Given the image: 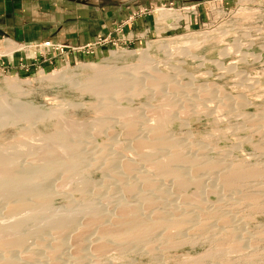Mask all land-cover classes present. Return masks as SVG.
I'll use <instances>...</instances> for the list:
<instances>
[{"label": "rangeland", "instance_id": "1", "mask_svg": "<svg viewBox=\"0 0 264 264\" xmlns=\"http://www.w3.org/2000/svg\"><path fill=\"white\" fill-rule=\"evenodd\" d=\"M92 1L83 0L82 4L87 5ZM95 1L97 7L99 5L108 8V11L112 10V14L116 13L115 11L121 4H127L129 7H127L126 16L119 18V16L113 15L111 18V21L118 24V35H106L97 39L96 42L87 44L90 45L88 47H92L89 50H83L84 48L88 49L84 46L81 50L64 48L63 51H59L41 44L32 49L23 43L12 40L11 37L10 39L5 33L0 35V98L6 99L8 103L20 99L19 101L38 107V110L42 111H51L54 107L59 109L61 111L60 118L66 119L67 123L64 121L66 124L74 125L72 129L76 133L73 136L76 142L73 141L77 144V149H80L79 159L88 161L87 164L85 162L84 165H79L81 171L76 174L77 178L76 175L65 177L56 173L57 176L54 174L45 183L46 187L49 186L48 190H54L49 201L51 207L46 210L47 214H56L57 212L58 215L59 212L61 214L67 208L69 213L76 212L73 214L72 225L61 234L63 241L65 239L64 247L62 245L60 249L52 252L55 254L52 256L53 258L49 257L48 250L53 244L51 242L54 240L51 239H54L55 230L52 228V232L50 227L46 228L43 225L46 223V219L43 216L36 217L37 219L29 217L30 214L36 213L30 209L21 210L15 216H6L2 208L3 203L0 202V230L5 223L20 219L24 223L20 230L26 234L25 243L19 248L17 246V249L13 247L8 254L12 251L10 255L12 254L19 264H69L73 252L72 246H70L72 241L69 240H72L74 234L75 236L79 234L81 236L78 237H81L83 242V259H80V264H113L114 262V264H195L194 262L200 264H264V0ZM164 1L174 2L173 7L175 8L185 4H195L197 12L191 14L180 13L177 9L168 10L161 7ZM143 51L145 54L142 56ZM140 57L146 58L141 59ZM144 59L156 63L163 75L168 73L169 79H172L171 83L174 81L175 85H188L190 89L172 90L167 88L166 91H161L162 94L164 93L162 95L152 88L151 90L145 89L146 84L141 83V85L138 82L137 85L134 84L135 88L132 87L133 84L130 86L124 84L116 95L111 90H107V92L102 90L103 88L100 86L87 87L93 73L92 69L97 66L105 67L108 73L113 70L109 73L110 76L115 75L116 72L120 73L121 70L123 74L129 75L131 72L133 76L137 77L140 74L148 76L153 71L145 65L141 66ZM139 64L141 65L139 66ZM131 66L136 71H130L129 67ZM112 67L114 68L112 69ZM114 69L117 71L115 72ZM9 82L12 84H8ZM160 85H165V81H162ZM194 86L197 88L195 91L193 90ZM100 92L102 93L99 94ZM105 93L107 94L105 95ZM110 94L111 96L108 97L107 95ZM191 97L198 103L189 101L188 98ZM209 100L212 101L211 105L207 103ZM99 101H104L100 103L103 106H99ZM170 102L178 107L182 104L179 111L178 109L172 111ZM64 103L66 106L63 105ZM161 104L164 105L162 106L164 111H167L169 118L172 119L164 125L166 129L162 130L163 135L167 138L177 139L178 142L180 140L179 143L183 146L180 147L182 151L188 157L193 156V162L195 160V162L203 164V167L200 166L195 172L194 170L186 171L188 175L191 174L188 176L189 178L192 179L191 176L199 178L200 188H195L194 185L188 183L190 184V186L187 184L188 188L186 184L179 186L181 190L178 188V184H175L176 186L174 183L168 184V179H164L166 174L157 169V164L153 166L157 161H163V155H160L163 150L152 149L153 154L150 146V149L146 147L147 145H142L141 148L140 144H136L141 139H137V134L141 133L143 128L140 125L143 123L141 126H145V124L154 126L157 123L158 107ZM106 106H110L108 109L111 108L112 113L110 110L107 112V108L103 109ZM122 107L125 109L128 107V111L122 110ZM154 107H157L156 113H154ZM119 108L125 114L124 116L118 113ZM40 118H30L26 122L18 121V124L17 121L5 122L0 126V149L3 148L2 150L9 153L11 158H15L19 163H28L31 159L36 160L37 154H39L37 158L42 159V154L46 150L42 149L43 145L54 138L57 118ZM139 128L141 131L137 132ZM79 133L81 134L79 135ZM78 135L79 137H77ZM79 138L80 140L77 141ZM132 143H134V147L137 146L135 151H132L135 149L132 147ZM119 144H125L124 149L119 148ZM34 147L35 149L37 147L38 150L33 149L32 151ZM21 151L26 155H23ZM125 151L129 155L130 161L128 162L131 164L128 171L124 170L123 165L119 168L113 161L118 152L121 157H119L120 163H125V159H123ZM138 152L142 153L139 155ZM31 155H34L35 159ZM141 156H150V159L142 160ZM156 158L157 160H154ZM206 162L209 165L212 163L213 167L218 165L215 166L216 168L210 165L212 170L211 167L206 166L208 165ZM229 162H231L230 164H239L242 169L245 167L242 165L244 164L250 168L254 165L255 168L261 170H258L257 177L248 176L234 180L235 184L230 188L231 191L227 188L226 192L225 188L220 185L223 172L222 170L220 172V169L217 170V166H222L224 169L223 164ZM161 164H168L169 168L171 162L164 161ZM171 165L170 168L173 167V164ZM136 170L147 173L149 182H153L154 187H165L169 202L166 203L168 200H163L160 194L149 196L152 188L146 187L147 185L142 184V181L139 180L138 184L134 182V180H138L133 173ZM216 170L222 175L218 173L216 175ZM223 171L225 173V169ZM260 173L262 174L259 175ZM71 176H75V179ZM211 176L212 178H210ZM80 177L87 179L88 183L85 182L86 185H84L85 183ZM66 178L69 180L66 181ZM75 181L80 182L84 187H79L80 184ZM130 183L132 190H125L124 186ZM192 192L195 193L192 196L195 197L194 201L196 199L193 204L197 209L193 206L189 208L188 205H183L184 202H187L183 199L180 201L184 194L188 196ZM141 193H144L145 198L150 199L148 203H143L146 208H149L148 204L152 207L155 204V211H159L165 204L170 206L173 203L172 209L177 205L172 210V214H179V218L186 217L184 222H188L187 225L180 222L181 224L177 227L172 225L174 229L171 226L168 227L171 228L170 231L172 230V234L170 233L172 236L170 235L171 237L168 239L171 241L169 243L168 241L160 242L157 245L155 242H150L144 246H134L135 248L127 245L125 250L117 248L116 245L113 247L114 244L112 246L109 244L110 248L107 252L105 251L101 256H95L96 254L91 250L92 240L95 237L94 227L87 228V233H77L82 228L81 222L83 225L84 214L89 209H91L89 212L94 211L95 208L97 215H107L108 213L113 215L116 213L114 211L116 203L121 198L125 202L133 203L132 200H135L136 196H141ZM134 195L136 196L134 197ZM189 196L191 197V195ZM153 197L158 200L157 203ZM151 199L155 203L151 202ZM201 206L203 209H199ZM178 207L182 209H178L179 213L176 211ZM207 207L213 210H209ZM146 208L143 210L147 212ZM154 208L150 209L154 211ZM196 211L198 213L192 217V213ZM217 216H224L226 219L224 223ZM172 217L174 216L172 215ZM187 217L190 218L187 219ZM196 222L198 224H195ZM208 222L211 226L208 225ZM42 225L45 227L43 228ZM181 225L182 227H179ZM38 238L40 243L36 242L39 240ZM0 250L2 249L0 248ZM3 253V250L0 251L1 255ZM196 258L197 261H194Z\"/></svg>", "mask_w": 264, "mask_h": 264}, {"label": "bare ground", "instance_id": "2", "mask_svg": "<svg viewBox=\"0 0 264 264\" xmlns=\"http://www.w3.org/2000/svg\"><path fill=\"white\" fill-rule=\"evenodd\" d=\"M197 35V34H196ZM202 36V35H200ZM205 36V35H204ZM111 54V52H110ZM145 54V52L143 51V53L141 54L142 56ZM141 58V57H140ZM143 58H146V57H143ZM141 58V59H143ZM149 60V59H148ZM147 59H144L142 60V65L139 64V66H143L145 65V67L147 68H151L152 69V73H149V75H139L138 77L137 76H133L131 74L130 71H136L134 69L133 66L129 67L131 68L130 69V73L129 75L128 74H123L122 70L120 71V73H117L114 69V72L115 75H109V73H111V70L109 73L107 72L108 70L103 67V68H100L101 66H97V67H93L92 71L93 73L91 74V77H90V82L88 81L87 83V87H90L91 86H100V88H103L102 90L106 91L107 90H111V92H114L115 94L118 93L121 89V87L125 84H130L134 87V84L136 83H142L143 85L146 84V88L145 89H149L151 90L154 89L155 91H158L160 94L161 91H166L165 89L167 88H171L172 90L174 89H177V88H180V90H185V88H189L190 87L188 85L186 86H180L178 84H173V82L171 83L172 79H169V75L168 73L164 74L162 73V71L159 69V67H157V64L154 63V62H150L148 61ZM202 62V61H201ZM105 66V65H104ZM138 66V65H137ZM138 66V67H139ZM133 67V68H132ZM110 68V66H109ZM114 67H112L113 69ZM137 68V67H136ZM146 69V68H145ZM139 70V69H138ZM128 71V70H127ZM237 71V70H236ZM119 72V71H118ZM122 72V73H121ZM146 72V71H145ZM126 73V72H125ZM239 73V72H237ZM131 74V75H130ZM139 74V73H138ZM146 74V73H145ZM184 75V73H183ZM174 76V75H173ZM167 77V78H166ZM189 77V76H188ZM190 78V77H189ZM168 79V80H167ZM162 81L164 82L165 81V85H160L162 84ZM177 81V80H176ZM170 82V83H169ZM11 82H9L8 84H10ZM187 83V82H186ZM12 84V83H11ZM86 84V83H84ZM141 84V85H142ZM191 84V83H190ZM137 85V84H136ZM128 86V85H127ZM126 86V87H127ZM161 86V87H160ZM193 86V85H192ZM86 87V86H84ZM86 87V88H87ZM14 88V87H12ZM89 88V89H90ZM123 88V87H122ZM135 88V87H134ZM194 91L195 89H197L195 86L193 87ZM126 89V88H125ZM143 89V88H142ZM93 90V89H92ZM124 90V89H123ZM132 90V89H131ZM153 90V91H154ZM125 91V90H124ZM122 91V92H124ZM141 91V90H140ZM144 91V90H143ZM147 91V90H146ZM197 91V90H196ZM97 92V91H96ZM152 92V91H151ZM102 92H100L99 94H101ZM167 93V92H166ZM191 93V92H190ZM107 93H105L106 95ZM112 94V93H111ZM110 95H107L108 97L111 96ZM121 94V93H120ZM164 94V93H163ZM162 94V95H163ZM104 95V94H103ZM117 95V94H116ZM113 96V95H112ZM165 96V95H164ZM193 96V95H192ZM195 96V95H194ZM103 97V96H102ZM116 97V96H114ZM122 97V96H121ZM100 100H101V96L99 97ZM105 98H107L105 96ZM117 98V97H116ZM179 98V97H178ZM183 98V97H182ZM104 99V98H103ZM111 99H114V98H111ZM110 99V100H111ZM119 99V98H118ZM189 101H191L192 103L196 102L195 99L193 100V97L191 98H188ZM210 99V98H209ZM20 100V99H19ZM19 100H16L14 102H7L6 99H1L0 98V126H2L5 122L7 121H11L12 122H15L17 121V124H18V121H28L30 118H40V119H44V118H57V123L55 124V134H54V138L51 139V143L50 141L46 144L44 142V144L46 145H43V150L45 152H43V157L42 159L40 158V160L37 158V155L39 156V154H35L36 155V160H30L28 161V163H25V162H22V163H19L18 161L15 160V158H11L10 154L5 152L4 150L0 149V202L3 203V210L5 212V215L6 216H12L15 214H19L21 210L25 211L26 209H30V210H34L36 211V213H33V214H30L29 217H34V218H40L41 216H43L46 220V223H44L43 225L47 227H50V231L52 230V228L55 230V236H54V239H51L53 242H51L52 246H50V249L48 250V253H49V257L53 258L52 256L55 255V254H52V252L54 253L58 248L60 249V247H62V245L65 243V239L63 241L62 239V232H64L65 230L67 231L68 228L72 225L73 223V213L72 214V209L69 210L71 211V213H69L67 209H63L64 212L57 215V212L56 214L54 213H49L47 214L46 213V210L50 209L51 206L49 201L51 199V197L53 196L52 195V191L48 190L47 188H49V186L46 187L45 183L46 181H49L50 177L53 176L54 174H62L64 175L65 177H69L70 175H76L77 173H79V168L80 166L86 162V161H82L80 160V149H77V144L75 143L76 141L74 140L75 138L73 137L76 133L73 131L72 129V126L74 125H68L66 124V119H62L60 118L61 116H59L60 114V110L57 109V108H53L51 111H45V110H38L39 108L38 107H35V106H31L29 105L28 103L26 102H21ZM108 100V99H107ZM109 100V101H110ZM175 100V98H174ZM173 100V101H174ZM180 100V99H179ZM204 100V99H203ZM211 100V99H210ZM208 101L207 103L209 105L212 104V101ZM221 100V99H220ZM228 100V99H227ZM182 101V100H181ZM206 101V100H205ZM204 101V102H205ZM219 101V100H218ZM104 101L100 102L99 101V106L102 105L100 103H103ZM168 102V101H167ZM180 102V101H179ZM185 102V101H184ZM190 102V104H191ZM220 102V101H219ZM226 102V101H225ZM72 103V102H70ZM113 103V102H111ZM182 103V102H181ZM198 103V102H196ZM195 103V104H196ZM206 103V102H205ZM204 103V104H205ZM108 104V103H107ZM114 104V103H113ZM168 104V103H167ZM166 104V105H167ZM169 104H172V111L173 110H176L178 109L179 111V107L182 106V104H180V106L178 107V105L174 104L173 102H170ZM203 104V103H202ZM207 104V105H208ZM214 104V103H213ZM226 104V103H225ZM229 104V103H228ZM63 105L66 106V103H64ZM68 105V104H67ZM105 105H106V102H105ZM110 105V104H108ZM112 105V104H111ZM110 105V106H111ZM116 106V104H114ZM120 105V104H119ZM185 105V103H184ZM194 105V104H192ZM63 106V107H65ZM74 106V105H72ZM98 106V105H97ZM98 106V108H99ZM103 106V105H102ZM110 106H106V107H103V109L107 108V112H110L112 113V109L108 107ZM113 106V105H112ZM164 105L161 104V106L158 107V116H157V123L152 126L150 123H147L150 124V125H147L145 124V126H141L143 125V123L140 125V127H143L142 129L139 128L137 130V132L140 130L141 133H138L137 134V139L138 138H141L139 141H137L136 144H140L141 148H142V145H147L146 147L149 148V146L151 147L150 150L152 149H158L160 148L162 151V153L160 154L163 158V163L164 161H168L169 163L171 162V164H173V167L170 168V165H169V168L167 167L168 164H161L162 162H159V163H154V165L157 166V169L160 170V172L162 173H165L166 176L164 177V179H168V184L169 183H174L175 184H178V188H180L179 186H184V184H187L188 183H191L192 185H194L195 188H200V182H198L199 178L197 179L196 177L194 176H191V178H189L188 176L191 175V174H187L186 171H191V170H194V172L196 171V169L198 170V168L203 167V164L201 165V163H198V162H194L192 161L194 158L193 156L192 157H188V155L185 154V152L182 151V145L178 142V140L174 139V138H167V136H164L162 130L166 129L164 127V125L169 121V120H172L170 119L169 117V113L167 111H164L163 107ZM170 106V105H169ZM204 106V105H203ZM227 106V105H226ZM96 107V106H95ZM117 107H119L117 105ZM116 107V108H117ZM114 108V107H113ZM123 108V107H122ZM128 109V107H126ZM155 108V112H157V107H154ZM153 108V109H154ZM209 108V107H208ZM94 109V108H93ZM100 109V108H99ZM98 109V110H99ZM120 109V108H119ZM125 108H123L122 110H127ZM143 109V108H142ZM147 109V108H146ZM151 109V108H150ZM151 109V110H153ZM121 110V109H120ZM118 111V113L121 115L123 114L122 110L121 111ZM149 110V109H148ZM150 110V111H151ZM96 111V110H95ZM128 111V110H127ZM176 111V112H178ZM115 112V110H114ZM113 112V113H114ZM117 112V110H116ZM148 112V111H147ZM117 113V114H118ZM118 114V115H119ZM129 114V113H128ZM125 114H123L124 116ZM155 115V114H154ZM156 116V115H155ZM154 116V117H155ZM264 117V115H263ZM59 118V119H58ZM153 118V117H152ZM251 119V118H250ZM261 120H263L262 118H259ZM137 120L138 122H140L137 117ZM258 120V119H257ZM32 121V120H31ZM56 121V120H55ZM66 123H65V122ZM68 121V120H67ZM128 121V120H127ZM132 121H134L132 119ZM131 121V122H132ZM82 122V121H81ZM97 122V121H96ZM126 122V121H125ZM170 122V121H169ZM264 122V121H263ZM69 123V122H68ZM73 123V122H72ZM128 123V122H127ZM130 123V121H129ZM6 125V124H5ZM132 125V124H131ZM147 125V126H146ZM134 126V125H132ZM76 127V126H75ZM74 127V128H75ZM100 127V126H99ZM102 127V125H101ZM77 128V127H76ZM131 129V128H130ZM23 130V129H22ZM76 130V129H75ZM133 130V129H132ZM24 131V130H23ZM78 131V130H77ZM131 131V130H130ZM135 131V130H134ZM82 132V131H81ZM75 133V134H74ZM130 133V132H128ZM133 133V132H132ZM136 133V132H135ZM81 133H79L80 135ZM87 134V133H86ZM264 134V133H263ZM25 135V134H24ZM51 135V134H50ZM79 135L77 137H79ZM133 135V134H132ZM134 136V135H133ZM149 136V137H147ZM51 137V136H50ZM76 137V138H77ZM169 137V136H168ZM176 137V136H175ZM73 138V139H72ZM134 138V137H133ZM177 138V137H176ZM44 139V138H43ZM135 139V138H134ZM172 139V140H171ZM75 142H74V141ZM80 140L77 139V141ZM17 141H18V138H17ZM47 141V140H46ZM135 141V140H134ZM183 141V139H182ZM29 142V141H28ZM85 142V141H84ZM128 142V141H127ZM133 142V141H132ZM14 144V142H12ZM18 143V142H17ZM135 143V142H134ZM134 143L132 147H134ZM182 143V142H181ZM19 144V143H18ZM24 144V142H23ZM20 145H22L20 143ZM25 145V144H24ZM79 145V144H78ZM120 145V144H119ZM125 145V144H124ZM124 145H120L119 148H123L124 149ZM26 146V145H25ZM29 146V145H28ZM33 146V145H31ZM77 146V147H76ZM5 147V146H4ZM7 147V146H6ZM30 147V146H29ZM59 147V148H58ZM145 147V146H143ZM181 147V148H180ZM0 148H1V145H0ZM31 148V147H30ZM41 148V147H40ZM135 149L132 150V151H135L137 146L134 147ZM139 148V146H138ZM147 148V150H148ZM6 149V148H4ZM8 149V147H7ZM13 149V148H12ZM33 149L36 151V149L38 150V148L35 147L32 148V151ZM89 149V148H88ZM117 149V148H116ZM126 149V147H125ZM30 151V149H28ZM127 150V149H126ZM23 151V150H22ZM21 151V152H22ZM27 151V150H25ZM131 151V150H130ZM141 151V149H140ZM155 151V150H154ZM12 152V151H11ZM19 152V151H17ZM20 152V153H21ZM40 152V151H38ZM94 152V151H93ZM115 152V151H114ZM119 152V150H118ZM117 152V155L115 156L116 158H114V164L118 165L119 168L121 167V165H123V168L125 171H128L130 170V163L128 161L129 160V155L126 153L127 151H125V156L123 159H125V163H120V160L119 157V153ZM145 152V151H144ZM149 152V151H148ZM153 152V150H152ZM151 152V154H152ZM15 153V152H14ZM13 153V155H14ZM23 153V152H22ZM28 153H32V152H28ZM100 153V152H99ZM124 153V152H123ZM139 155L142 153L138 152ZM150 153V152H149ZM148 153V154H149ZM157 153V152H156ZM25 154V152L23 153V155ZM40 154V156H41ZM84 154V153H83ZM133 154H136V153H133ZM154 154V152H153ZM12 155V154H11ZM22 155V156H23ZM26 155V154H25ZM29 155V154H28ZM110 155V154H109ZM144 155V154H143ZM156 155V154H155ZM31 156H34V155H31ZM87 156V155H85ZM14 157V156H13ZM26 157V156H25ZM30 157V156H29ZM97 157V156H96ZM139 157V156H138ZM150 157V156H149ZM148 156L147 157H142V160H147L149 158ZM152 157V156H151ZM158 157V156H157ZM112 158V159H113ZM121 158V157H120ZM132 158V157H131ZM155 158V157H153ZM34 159H35V156H34ZM122 159V160H123ZM150 159V158H149ZM20 160V159H19ZM26 160V158H25ZM84 160H86L84 158ZM154 160H157L154 159ZM41 161V162H40ZM111 161V160H110ZM112 161V162H113ZM153 161V159H152ZM197 161V160H196ZM203 161V160H202ZM205 161V160H204ZM27 162V161H26ZM88 162V161H87ZM86 162V164H87ZM122 162V161H121ZM151 162V160H150ZM214 162V161H213ZM216 162V161H215ZM222 162V161H221ZM203 163V162H202ZM207 163V162H206ZM205 163V165H206ZM218 163V162H216ZM224 163V162H223ZM231 162L229 163H226V164H223L225 167V173L227 171V174L224 173V169H222L223 167L222 166H217V170L220 169V172L222 170L223 172V177L221 179V186L223 188H225L224 191L228 190L227 188H230L235 184L234 182L236 181V179L238 178H241V177H248V176H252V177H257L256 175L258 174V170L260 171L261 169H257L254 167V165L252 166V168L250 167H246V165L242 164L244 167V169H242V166H240L239 164H230ZM239 163V162H238ZM250 163V162H249ZM107 164V163H106ZM113 164V165H114ZM134 164V163H133ZM208 164V163H207ZM220 164V163H219ZM80 165V166H79ZM212 166V163L210 164ZM209 164L206 165V166H209L211 167ZM214 165V164H213ZM218 165V164H216ZM215 165V166H216ZM221 165V164H220ZM115 166V165H114ZM151 166V165H150ZM155 166V167H156ZM172 166V165H171ZM199 166V167H198ZM214 166V167H215ZM251 166V165H250ZM257 166V165H256ZM113 167V166H111ZM213 167V166H212ZM211 167V169L213 170V168ZM254 167V168H253ZM104 168V167H103ZM195 168V169H194ZM216 168V167H215ZM259 168V166H258ZM83 169V168H82ZM144 169V168H143ZM123 170V169H122ZM135 170V169H134ZM216 170V171H217ZM85 171V170H84ZM133 171V170H132ZM147 171V170H145ZM192 172V171H191ZM213 172V171H212ZM262 172V171H261ZM135 174V178H138V180H134V182H136L138 184V181H142L141 183L144 184L146 187H149V188H152L150 189V195L149 196H152V194H160L162 197H163V200H168L166 201L169 202V198L167 196V193H166V189H164L163 187H160L159 186H156L154 187L152 185V183H150L149 181V178H148V174L145 173V172H140V171H134L133 172ZM131 173V174H133ZM216 175L217 173L218 174H221L219 173L218 171L215 172ZM57 174L55 176H57ZM119 174V173H118ZM133 174V175H134ZM262 173H260L259 175H261ZM82 175V174H81ZM215 175V176H216ZM222 175V174H221ZM61 176V175H60ZM63 176V177H64ZM80 175L78 174V177ZM164 176V175H162ZM219 176V175H218ZM216 176V177H218ZM75 177V176H74ZM71 176V178H74ZM155 177V176H154ZM259 177V176H258ZM76 178H77V175H76ZM81 178V177H80ZM84 178V177H83ZM81 178L82 182H86L85 179ZM132 178V177H131ZM162 178V177H161ZM188 178V179H187ZM212 178V176L210 177ZM213 178H214V174H213ZM250 178V177H249ZM55 179V178H53ZM62 179H65V178H62ZM67 179V178H66ZM75 179V178H74ZM121 179V178H120ZM69 179H67L66 181H68ZM71 180V179H70ZM119 180V179H118ZM235 180V181H234ZM65 181V182H66ZM74 181V180H72ZM78 181V180H77ZM80 181V180H79ZM234 181V182H233ZM76 182V181H75ZM74 182V183H75ZM132 182V180H131ZM240 182V181H239ZM262 182V181H261ZM77 183V182H76ZM83 183V184H84ZM88 183V182H86ZM86 183L84 185H86ZM238 183V182H237ZM77 184H80L79 187H84L81 186L82 184L79 182ZM136 184V185H137ZM140 184V183H139ZM89 185V184H87ZM119 185V183H118ZM157 185V184H156ZM200 185V186H199ZM256 185V184H255ZM120 186V185H119ZM124 186V185H123ZM135 186V185H134ZM133 186V188H134ZM176 186V185H175ZM188 186H190V184H188ZM187 186V188H188ZM78 187V188H79ZM86 187V186H85ZM125 187V190L127 191H130V189L132 190V184H127V186H124ZM235 187V186H234ZM233 187V188H234ZM127 188V189H126ZM156 188V189H155ZM186 188V187H185ZM186 188V189H187ZM222 188V189H223ZM52 189V188H51ZM85 189V188H84ZM135 189V188H134ZM148 189V188H147ZM181 189V188H180ZM185 189V190H186ZM216 189V188H215ZM73 190V189H72ZM182 190V189H181ZM184 190V188H183ZM195 190V189H194ZM200 190V189H199ZM198 190V191H199ZM218 190V188H217ZM220 190V189H219ZM233 190V189H232ZM237 190V189H236ZM235 190V191H236ZM240 190V189H239ZM86 191V190H85ZM231 191V190H230ZM229 191V192H230ZM234 191V190H233ZM136 192V191H134ZM133 192V193H134ZM137 192H138V189H137ZM136 192V194H137ZM143 192V191H141ZM184 192V191H183ZM227 192V191H226ZM237 192V191H236ZM140 194V192H138ZM182 193V192H181ZM185 193V192H184ZM194 192H192V194H189L191 195V197L188 195H185L184 194V197L181 198L180 201H187V202H184L185 204L183 205H188V207L190 208V206H193V208H196V206L193 204V201H194V198L192 195H193ZM197 193V192H196ZM222 193H223V190H222ZM239 193V192H238ZM252 193V192H251ZM55 194V193H54ZM106 194V193H105ZM142 195L141 196H136L134 195V197L136 196L135 200H132L133 203H128V202H125L123 200H119L117 203H116V206H115V212L113 215L110 213H108L107 215H97V213L95 212V208H94V211L92 212H89L91 211V209H87L88 210V214H84V222H83V225H82V222H81V230L77 233H80V232H83V233H87L86 232V229L87 228H90V227H94L95 229V237L93 238L92 240V245H91V250L94 251V253L96 254L95 256H101L105 251L107 252L110 248L109 244H114L113 247L118 246L117 248H120V249H124L127 245L128 246H137V245H141V246H144L145 244H149L150 242H155L156 244L157 243H160V242H167L169 237H171L172 233L170 231L171 228H168V227H173V226H178L179 224H181L180 222H184L185 218L183 217H180L179 218V214H172V210L177 206H174V208L172 209V205L170 204V206L168 204H165L164 206H161V210L159 211H155L156 207H155V204L154 206L152 207L151 205H147V207L149 208H146L145 207V204L143 205V203H148L150 201V199H147L145 198V195L144 193H141ZM146 194V193H145ZM195 194V193H194ZM229 194V193H228ZM182 195V194H181ZM180 195V197H181ZM203 195V194H202ZM201 195V196H202ZM247 195V194H246ZM177 196V195H176ZM253 196V194H252ZM132 197V196H131ZM140 197V198H139ZM197 197V195H196ZM255 197V195H254ZM118 198V197H117ZM125 198V197H123ZM152 198V197H150ZM154 198V197H153ZM178 198H179V195H178ZM219 198H221L219 196ZM134 199V198H133ZM137 199H139L137 201ZM199 199V198H198ZM224 200V198H222ZM141 200V201H140ZM155 200V198H154ZM158 202V200L156 199L155 202ZM172 201V200H171ZM196 201V199H195ZM194 201V202H195ZM202 201V200H201ZM206 201V200H205ZM140 202V203H139ZM151 202H154L152 199H151ZM150 202V203H151ZM154 202V203H155ZM156 202V203H157ZM160 202V200H159ZM162 202V200H161ZM225 202V201H224ZM164 203V202H163ZM215 202H213L214 204ZM83 204V203H82ZM142 204V205H141ZM159 204V203H158ZM157 204V206L159 207V205ZM161 204V203H160ZM175 204V203H174ZM197 204V203H196ZM153 205V204H152ZM200 205V204H199ZM210 205V204H209ZM215 205V204H214ZM218 205V204H217ZM1 206V205H0ZM143 206V207H142ZM180 206V205H179ZM195 206V207H194ZM207 206V205H206ZM69 207V206H67ZM72 207V206H70ZM69 207V208H70ZM87 207V206H86ZM155 207V208H154ZM181 207V206H180ZM183 207V206H182ZM209 207H212L214 208L213 206H209ZM207 207V209H211L213 210L212 208H209ZM65 208V207H63ZM144 208L147 209V212L145 210H143ZM150 208H154V211ZM199 208V207H198ZM202 206L199 208L201 209ZM206 208V207H205ZM112 209V208H111ZM160 209V208H158ZM178 209L182 210L181 208H177L176 211H178ZM186 209V208H184ZM188 209V208H187ZM197 209V208H196ZM203 209V208H202ZM253 209V208H252ZM1 210V211H3ZM62 210V211H63ZM193 210V209H191ZM33 211V212H34ZM85 211V210H84ZM104 211V210H103ZM190 211V209H189ZM195 211V209H194ZM200 211V210H199ZM175 212V211H174ZM186 212V211H185ZM188 212V211H187ZM193 212V211H192ZM206 212V211H205ZM3 213V212H2ZM179 213V211H178ZM183 213V212H182ZM198 213L197 211L195 213H192V217L194 216V214ZM210 213V212H209ZM83 215V214H82ZM172 215L174 217H172ZM182 215H185V214H182ZM201 215V214H200ZM202 215H203V212H202ZM207 215V214H206ZM190 216V215H189ZM199 216V215H198ZM197 216V219L200 217ZM204 216H205V213H204ZM203 216V217H204ZM211 216V215H210ZM28 217V216H27ZM42 217V218H43ZM201 217V218H203ZM218 217V216H217ZM216 217V218H217ZM36 218V219H37ZM43 218V219H44ZM179 218V219H178ZM190 218V217H189ZM187 217V219H189ZM223 223L224 221L226 220L224 218V216H220L218 217ZM217 218V219H218ZM186 219V221H187ZM206 219V218H205ZM202 220V219H201ZM200 220V221H201ZM13 222H9L8 224L5 223V225H3L2 229L0 230V248L4 251V253L1 255L0 254V264H19V262L12 256V254L10 255V252L8 254V252L13 248V247H16L17 249V246L19 248L20 245L24 244L25 243V240H26V234L24 233V231L22 232L20 230V227H22L24 225L23 221H21L20 219L18 220H12ZM190 222V220H188ZM219 221V220H218ZM206 222V220H205ZM185 223V222H184ZM188 222H186L185 224L187 225ZM202 223V222H201ZM200 223V224H201ZM4 224V223H3ZM77 224H80V223H77ZM195 224H198L197 222ZM207 224V223H206ZM216 224V223H215ZM1 225V224H0ZM42 225V226H43ZM173 225V226H172ZM204 225V224H203ZM208 225H209V222H208ZM43 226V228L45 227ZM184 226V224H183ZM211 226V225H209ZM208 226V227H209ZM41 227V226H40ZM175 227V229H176ZM179 227H182L179 226ZM23 228V227H22ZM225 228V227H224ZM91 229V228H90ZM174 229V227H173ZM180 229V228H179ZM40 230V229H39ZM93 230V229H92ZM185 230V229H184ZM70 231V229H69ZM77 231V230H76ZM182 231V230H181ZM47 232V231H46ZM53 232V230H52ZM28 233V232H27ZM171 233V234H170ZM182 233V232H181ZM180 233V234H181ZM92 234V232H91ZM174 234V233H173ZM54 235V234H53ZM87 235V234H86ZM157 235V236H156ZM171 235V236H170ZM175 235V234H174ZM78 236H81V235H76L74 234V237L72 238V240H69V241H72V244L70 246H72L71 248L73 249V252H72V256H71V260L69 262V264H80V259L82 260V241H81V237H78ZM41 237V236H40ZM236 238V237H235ZM39 239V238H38ZM85 239V238H84ZM87 239H90V238H87ZM67 240V239H66ZM83 240V239H82ZM171 240V238H170ZM173 240V239H172ZM44 241V240H43ZM88 241V240H87ZM179 241V240H178ZM36 242H39L40 243V239L37 240ZM171 242V241H168V243ZM176 242V241H175ZM89 244V242H87ZM91 243V241H90ZM167 243V244H168ZM174 243V242H173ZM179 243V242H178ZM185 243V242H184ZM245 243V242H244ZM37 244V243H35ZM236 244V243H235ZM238 244V243H237ZM236 244V245H237ZM159 245V244H157ZM162 245V244H161ZM160 245V246H161ZM165 245V244H163ZM169 245V244H168ZM239 245V244H238ZM86 246V245H84ZM83 246V247H84ZM149 246V245H148ZM167 246V245H166ZM165 246V247H166ZM22 247V246H21ZM37 247V246H36ZM40 247V245H39ZM49 247V246H48ZM64 247V245H63ZM88 247V246H87ZM139 247V246H138ZM151 247V246H150ZM159 247V246H158ZM168 247V246H167ZM238 247V246H237ZM23 248V247H22ZM42 248V247H41ZM47 248V247H46ZM116 248V249H117ZM135 248V247H134ZM162 248V247H161ZM15 249V250H16ZM44 249V248H43ZM127 249V248H126ZM130 249V248H129ZM164 249V248H163ZM237 249V248H236ZM241 249V248H239ZM0 250V251H2ZM14 250V249H13ZM47 250V249H46ZM45 250V251H46ZM87 250V249H86ZM125 250V249H124ZM166 250V249H165ZM72 251V250H71ZM47 252V251H46ZM90 252V251H89ZM14 253V252H13ZM47 253V254H48ZM6 254V256H5ZM39 254V253H38ZM205 256V255H204ZM103 257V256H102ZM206 257V256H205ZM50 259V258H49ZM98 259V258H97ZM191 259V258H190ZM195 259V258H194ZM193 259V260H194ZM52 260V259H51ZM192 260V261H193ZM194 261H197V258L196 260ZM52 263V262H51ZM95 263V262H94ZM100 263V262H99ZM109 263V262H108ZM115 263V262H114ZM113 263V264H114ZM195 264H200L199 262L196 263L194 262ZM55 264V263H54ZM112 264V263H111ZM124 264V263H122ZM186 264V263H185Z\"/></svg>", "mask_w": 264, "mask_h": 264}, {"label": "crops", "instance_id": "3", "mask_svg": "<svg viewBox=\"0 0 264 264\" xmlns=\"http://www.w3.org/2000/svg\"><path fill=\"white\" fill-rule=\"evenodd\" d=\"M83 5V0H0V35L30 48L44 41L79 47L97 39L117 36L118 24L113 15L126 16L129 6L119 5L116 13L95 3ZM10 38V39H11Z\"/></svg>", "mask_w": 264, "mask_h": 264}, {"label": "built area", "instance_id": "4", "mask_svg": "<svg viewBox=\"0 0 264 264\" xmlns=\"http://www.w3.org/2000/svg\"><path fill=\"white\" fill-rule=\"evenodd\" d=\"M174 5V2L172 1H164L163 4L161 5V7H165L166 9L168 10H179V12L181 13H191V14H196V10H197V5L195 4H185V5H182L178 8H175L173 7ZM42 46L44 47H47V48H56L57 50L59 51H63L64 48H69V47H66L65 45H62V44H55V43H52L50 41H44L43 43H41ZM88 47L90 45H83V46H79V47H71V49L73 50H81L82 47ZM92 47H88V49H83V50H89L91 49Z\"/></svg>", "mask_w": 264, "mask_h": 264}]
</instances>
